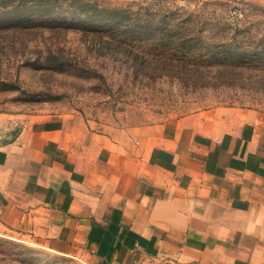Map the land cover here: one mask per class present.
<instances>
[{"label": "crops", "instance_id": "0c3cea01", "mask_svg": "<svg viewBox=\"0 0 264 264\" xmlns=\"http://www.w3.org/2000/svg\"><path fill=\"white\" fill-rule=\"evenodd\" d=\"M5 230L91 264H264V113L207 109L125 140L29 121L0 139Z\"/></svg>", "mask_w": 264, "mask_h": 264}, {"label": "rangeland", "instance_id": "374dc122", "mask_svg": "<svg viewBox=\"0 0 264 264\" xmlns=\"http://www.w3.org/2000/svg\"><path fill=\"white\" fill-rule=\"evenodd\" d=\"M115 7L147 13L119 23ZM223 107L264 113V5L0 0V139L44 118L125 140ZM0 264L91 263L5 230Z\"/></svg>", "mask_w": 264, "mask_h": 264}, {"label": "trees", "instance_id": "16d2710c", "mask_svg": "<svg viewBox=\"0 0 264 264\" xmlns=\"http://www.w3.org/2000/svg\"><path fill=\"white\" fill-rule=\"evenodd\" d=\"M97 11H101V7L97 6ZM106 13H107V15L110 16V18L119 17L118 18V20H120L119 23H122L121 21L127 20V19L132 20L133 18H143L142 13H147V12H146V10L141 11L140 8L133 10V9L127 8V7H115V8H107ZM131 23L132 22H130V25H131ZM159 24H162L161 27H163V22L161 23V21H159ZM136 25H137V23H136ZM142 25L147 27L146 24H142ZM145 29H148V28H145ZM135 36H137V35H135ZM103 42L109 44V42H107L106 40H104Z\"/></svg>", "mask_w": 264, "mask_h": 264}]
</instances>
